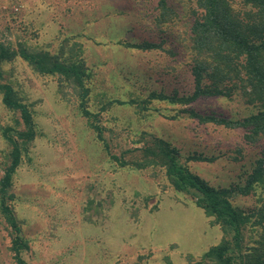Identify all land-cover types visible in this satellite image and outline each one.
<instances>
[{"label":"rangeland","instance_id":"obj_1","mask_svg":"<svg viewBox=\"0 0 264 264\" xmlns=\"http://www.w3.org/2000/svg\"><path fill=\"white\" fill-rule=\"evenodd\" d=\"M158 1L0 0V42L82 59L90 72L91 118L80 111L77 89L59 75L41 74L21 57L0 63L37 129L23 145L9 191L29 243L22 252L26 264H201L209 248L230 237L192 194L173 187L163 166L121 165L114 158L136 160V148L161 138L191 171L228 188L242 183L264 150V136L246 144L243 129L202 122L186 111L234 119L255 112L238 91L187 104L148 102L151 92L182 96L195 88V0H167L176 16L164 23L156 19ZM144 41L161 46L131 47ZM1 98L0 178L10 161L2 132L22 127L19 112ZM231 199L247 211L264 206V195L256 193ZM251 230L247 244L255 238ZM0 264H16L1 212Z\"/></svg>","mask_w":264,"mask_h":264},{"label":"trees","instance_id":"obj_2","mask_svg":"<svg viewBox=\"0 0 264 264\" xmlns=\"http://www.w3.org/2000/svg\"><path fill=\"white\" fill-rule=\"evenodd\" d=\"M157 21L164 23L176 16L167 0H159ZM191 31V49L194 53L191 65L194 77V91L179 96L177 92H151L148 102L154 99L187 104L203 96L232 97L235 91L242 95L247 104L257 107L255 112L241 118L202 115L192 108V116L202 122H211L228 129L244 130V142L256 143L264 136V0H195ZM161 44L144 41L131 47L151 50ZM21 57L41 74L59 75L65 82L77 89L79 108L84 116L94 114L87 106L90 95L87 79L90 72L82 59L64 58L48 50H31L26 46L12 49L0 42V63ZM0 93L3 104L18 111L22 127L16 131L11 127L2 134L10 144L9 163L0 178V212L10 228L11 250L16 264H26L22 252L29 249L28 241L22 235L9 191L14 174L22 161L23 145L36 137L37 129L32 110L21 100L13 85L3 79L0 68ZM95 119V118H94ZM97 126V124H95ZM98 128V126H97ZM100 139H104L98 134ZM105 145H109L105 141ZM139 157L129 160L114 155L121 165L146 167L163 166L165 173L176 190L192 194L196 204L214 222L222 226L226 235L222 241L209 248L202 256L201 264H264V206L256 210H245L233 203V195H264V150L250 164L243 174L242 183L228 188L211 185L205 178L194 173L179 159L178 150L161 138H153L144 149L136 148ZM134 152V151H128ZM202 159V156H189ZM238 159V158H237ZM259 190V191H258ZM254 217V220L252 218ZM251 226L255 238L245 243V231Z\"/></svg>","mask_w":264,"mask_h":264}]
</instances>
